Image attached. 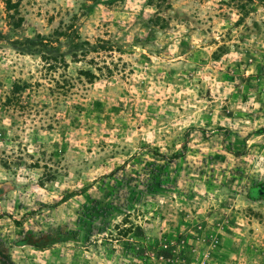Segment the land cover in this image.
<instances>
[{"label":"rangeland","instance_id":"1","mask_svg":"<svg viewBox=\"0 0 264 264\" xmlns=\"http://www.w3.org/2000/svg\"><path fill=\"white\" fill-rule=\"evenodd\" d=\"M0 187L16 264H264V0H0Z\"/></svg>","mask_w":264,"mask_h":264},{"label":"trees","instance_id":"2","mask_svg":"<svg viewBox=\"0 0 264 264\" xmlns=\"http://www.w3.org/2000/svg\"><path fill=\"white\" fill-rule=\"evenodd\" d=\"M29 46L33 48L34 51L39 53L40 57L43 61L49 63L51 58V51L55 48L53 46L54 40L49 37L45 36H38L34 40L28 41ZM91 44L87 41H84L83 44ZM92 48L97 46L91 45ZM91 48V47H90ZM83 51V50H82ZM2 188L0 187V192ZM70 238V235L66 231H62L59 227H50L46 230H39V231H25L19 239H17V244H25V245H32L36 247L52 245L57 242L65 241ZM0 264H16L15 261L12 259L9 253V247L7 243L0 237Z\"/></svg>","mask_w":264,"mask_h":264}]
</instances>
